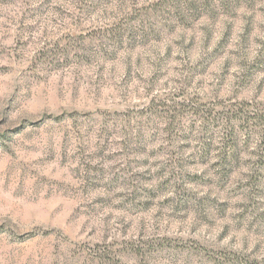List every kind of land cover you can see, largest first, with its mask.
Instances as JSON below:
<instances>
[{"label": "rangeland", "instance_id": "obj_1", "mask_svg": "<svg viewBox=\"0 0 264 264\" xmlns=\"http://www.w3.org/2000/svg\"><path fill=\"white\" fill-rule=\"evenodd\" d=\"M263 115L264 0H0V264H264Z\"/></svg>", "mask_w": 264, "mask_h": 264}, {"label": "trees", "instance_id": "obj_2", "mask_svg": "<svg viewBox=\"0 0 264 264\" xmlns=\"http://www.w3.org/2000/svg\"><path fill=\"white\" fill-rule=\"evenodd\" d=\"M263 117H264V115H263L261 118H260V117L258 118V116H257V118H255V117H253V118H246L245 120H246L247 122H249L250 119H256V120H259V121H260V120H263V119H262ZM263 122H264V121H263ZM233 134H234V133L231 131V132H230V136H233Z\"/></svg>", "mask_w": 264, "mask_h": 264}]
</instances>
